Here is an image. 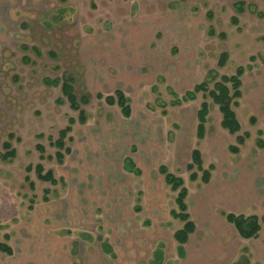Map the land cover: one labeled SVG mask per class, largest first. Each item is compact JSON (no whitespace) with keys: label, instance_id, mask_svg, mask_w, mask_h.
Wrapping results in <instances>:
<instances>
[{"label":"rangeland","instance_id":"rangeland-1","mask_svg":"<svg viewBox=\"0 0 264 264\" xmlns=\"http://www.w3.org/2000/svg\"><path fill=\"white\" fill-rule=\"evenodd\" d=\"M239 68V133L222 128L218 106L203 93L172 106L199 84L213 90ZM63 79L74 80L78 100L88 99L79 104L84 125L62 93ZM117 90L130 100V119L97 99ZM203 103L209 114L199 140ZM70 120L65 142L72 152L60 163L53 144ZM239 137L244 143L232 154ZM261 142L264 0H0V243L14 252H0V264H112L103 251L108 238L123 252L116 264H136L159 241L173 264L181 224L171 217L177 193L161 166L189 193V213L200 224L192 249L204 238L211 252L220 245L234 252L236 233L223 214L264 209ZM5 143L14 158H5ZM194 150L203 169L213 168L208 185L197 169L187 170ZM127 157L143 171L140 178L124 172ZM38 166L58 184L41 180Z\"/></svg>","mask_w":264,"mask_h":264},{"label":"trees","instance_id":"trees-1","mask_svg":"<svg viewBox=\"0 0 264 264\" xmlns=\"http://www.w3.org/2000/svg\"><path fill=\"white\" fill-rule=\"evenodd\" d=\"M66 2V0H61ZM239 9L242 10L243 4L238 5ZM214 33H210L213 35ZM227 62V55H222L220 59V64L225 66ZM244 76V69L239 68L236 73L232 76H222L220 81L214 85L213 90H209L205 83L199 84L193 88V90L186 92L181 99H176L173 103V107L181 106L184 103L194 101L196 96L199 93H203L210 97L214 104L218 106L219 111L222 115V128L227 130L230 134L234 135L240 132L241 126L237 120L236 113L234 111V107L238 106V100L242 98V77ZM74 80L73 79H63L62 82V93L64 97L69 101L72 108L80 110L79 104H88L87 97H82L78 100L76 94L74 93ZM97 99L103 101L107 106L110 107H118L120 109L121 114L124 118L129 119L132 116V107L130 105V100L126 97L124 92L117 90L113 94L103 95L98 94ZM209 114V106L207 103H203L198 112V121L199 125L197 127V138L202 140L205 135V124L206 118ZM79 123L81 125L86 124L87 117L85 112L80 110ZM75 124L74 120H70V125L60 132L59 139L53 145L58 149L56 153V159L62 163L67 155H70L72 150L66 146V140L68 135L73 130V125ZM244 137H239L237 139V146H232L230 148V152L232 154H238L240 149L238 146L243 145ZM70 141L72 139L70 138ZM261 148H264V144L261 142ZM4 148L10 150L6 153L5 158H14L15 151L11 150V145L5 143ZM37 150L43 154L44 148L42 146H37ZM44 158V157H42ZM124 168L127 172L134 174L135 176H141V171L136 167L135 163L132 159L126 158L124 161ZM194 169H197L198 172L202 173V183L209 184L211 180V171L213 168H209V170L203 169L202 156L199 150H194L192 153L191 163L188 165L187 170L190 172ZM30 170V168L28 169ZM160 173L165 177L166 185L170 187L173 192L177 193L176 197V205L178 207L177 212H172V216L175 219L180 220L184 223V227L182 230L175 233L174 238L179 244V254L181 257H184V245L188 242L189 236L195 232V224L191 221V217L188 213V191L184 187V182L181 178L176 177L168 172V169L165 166L160 167ZM37 172L41 178V180L45 182H50L52 185L56 186L58 184L57 180L53 176L52 172H48L45 175L43 174L42 166H38ZM197 173H192L191 180H197ZM26 181H29L27 178ZM137 212L140 211L139 208L136 209ZM226 220L235 226L239 235L243 239H256L259 237V233L261 231V224L264 220L260 219L258 216H244V215H235V214H223ZM108 244L104 245V251L108 250ZM0 252L6 254L7 256H12L14 254L13 249L7 244L0 243ZM161 255L160 250L156 252V256Z\"/></svg>","mask_w":264,"mask_h":264},{"label":"crops","instance_id":"crops-1","mask_svg":"<svg viewBox=\"0 0 264 264\" xmlns=\"http://www.w3.org/2000/svg\"><path fill=\"white\" fill-rule=\"evenodd\" d=\"M186 93V92H185ZM121 112V111H120ZM133 113V112H132ZM122 115V114H121ZM132 117V116H131ZM130 117V118H131ZM129 118V119H130ZM126 119V118H125ZM133 160V162L135 163L136 167L141 171V176L143 175V171L138 167L137 163L135 162V160L132 157H127ZM126 159V158H125ZM124 159V161H125ZM191 159H192V154H191ZM124 161H123V169L124 172L129 174V175H133L136 178H140L141 176H135L132 173H129L125 170L124 168ZM162 167V166H161ZM160 169V168H159ZM159 174L161 176H163L160 173L159 170ZM164 177V176H163ZM165 179V177H164ZM166 183V182H165ZM204 185H208V184H204ZM142 196L143 193L141 191L137 192L136 194V199H135V206L132 208L133 212L139 216L141 215V213L143 212V200H142ZM188 197H189V193H188ZM188 200V198H187ZM187 202V201H186ZM188 205V203H187ZM139 208L140 211L137 212L136 209ZM81 210V209H79ZM174 212L178 211V207L176 205L175 202V209L173 210ZM172 211V212H173ZM172 212H171V217L174 221L178 222V224H181L180 228H176L174 230V232H178L180 230L183 229L184 227V223H182L180 220L175 219L172 216ZM82 213L81 211H78V217L81 216ZM188 213H189V206H188ZM229 214H235V215H244V214H236V213H229ZM190 215V213H189ZM244 216H258L260 219L264 220V209H258L256 207H252L250 209V212L245 213ZM191 217V215H190ZM226 219V218H225ZM81 220V218L79 219V221ZM136 223L137 221V217L135 218ZM191 221L195 224V232L193 234H191L189 236L188 242L184 245V251H185V255L184 257H181L179 254V244L178 242L175 240L174 235H173V239L174 242L176 243V255H173L170 259L171 261H173V264H264V222H262L261 224V231L259 233V237L256 239H243L240 237L237 229L235 228L234 225L230 224L227 220H225V224L233 231V233H236L235 236V241L238 243L237 248L233 251H230L229 249H227V247L225 246V249L223 251V248L220 246L219 250H213V252H211V250H209L207 248V244L203 238L202 241H199V247L197 246V248H193V244L191 243L193 241V239L195 237H197V234L199 232V226L200 224L198 220H195V222L192 220ZM145 229L147 228H151L152 223L150 220L144 221V223L141 224ZM70 231H67V233H69ZM84 234V233H81ZM88 235V234H86ZM82 236V235H80ZM130 235H126L123 237V240L126 242L130 241ZM86 239V237H85ZM198 241V239H197ZM231 243V242H229ZM108 250L104 251L105 256L109 257L112 264H116L118 261L120 262L121 260V256L123 254L122 250L120 249V247L118 246V244H116V241L114 240H110L108 238ZM248 249V252L247 250ZM160 250L161 255L156 256V252ZM222 253V256L219 255ZM227 254H229V257L227 258ZM4 255V254H3ZM78 255H79V248H78ZM13 256V255H12ZM136 264H168V257H167V252H166V247L165 244L162 241H159L157 243H154L152 245V247L149 250V254H145L142 257H139V260H137Z\"/></svg>","mask_w":264,"mask_h":264}]
</instances>
